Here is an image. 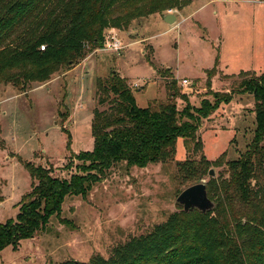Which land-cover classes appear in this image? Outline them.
I'll list each match as a JSON object with an SVG mask.
<instances>
[{"label":"rangeland","instance_id":"rangeland-1","mask_svg":"<svg viewBox=\"0 0 264 264\" xmlns=\"http://www.w3.org/2000/svg\"><path fill=\"white\" fill-rule=\"evenodd\" d=\"M181 5L137 16L126 29L115 28L122 44L118 53L86 49L70 69H59L24 90L0 83V223L15 218L21 198L31 190L25 163L49 167L57 178L76 172L81 164L76 154L92 148L93 111L108 108L98 102L96 81L112 70L126 79L138 107L167 97L169 74L194 108L203 101L214 103L215 92L232 96L196 121L200 148L189 142L187 149L178 138L170 155L145 167L114 164L85 196H65L60 213L32 238L22 239L16 249H2L0 264L107 257L113 245L146 233L172 212H183L176 202L180 191L206 183L209 175L190 181L182 166L203 153L221 163L209 168L214 177L227 176L224 162L247 150L255 127L254 100L239 82L264 75V0H188ZM167 12L176 16L171 23L162 18ZM185 104L176 99L177 109Z\"/></svg>","mask_w":264,"mask_h":264},{"label":"trees","instance_id":"trees-1","mask_svg":"<svg viewBox=\"0 0 264 264\" xmlns=\"http://www.w3.org/2000/svg\"><path fill=\"white\" fill-rule=\"evenodd\" d=\"M186 1L0 0V83L24 90L33 82H45L59 69L77 64L86 49L101 47L106 29H126L137 16L181 7ZM168 77L167 97L149 101L146 107L136 105L117 71L97 79L98 102L108 108L93 111L92 148L76 154L81 164L68 178L52 176L49 167L25 163L32 187L21 198L15 218L0 223V251L8 245L16 249L22 239L32 238L51 215L60 213L65 196H85L114 164L145 167L170 155L178 138L187 149L189 142L194 149L201 147L196 121L218 103H228L231 92H215L214 103L203 101L194 108L176 79ZM239 86L254 100L253 138L238 159L224 162L227 176L206 181L215 204L212 210L172 212L146 233L113 245L107 257L94 254L87 261L58 264H264V75L243 79ZM177 98L186 103L181 110ZM220 165L201 153L197 162L180 169L192 181Z\"/></svg>","mask_w":264,"mask_h":264},{"label":"water","instance_id":"water-1","mask_svg":"<svg viewBox=\"0 0 264 264\" xmlns=\"http://www.w3.org/2000/svg\"><path fill=\"white\" fill-rule=\"evenodd\" d=\"M165 22L171 23L176 19L175 14L167 12L162 16ZM209 177H214L213 169L208 171ZM176 202L182 206L184 211L197 209L201 212H207L215 207L213 200L208 197L206 184L203 181L191 184L180 191L176 197Z\"/></svg>","mask_w":264,"mask_h":264},{"label":"built area","instance_id":"built-area-1","mask_svg":"<svg viewBox=\"0 0 264 264\" xmlns=\"http://www.w3.org/2000/svg\"><path fill=\"white\" fill-rule=\"evenodd\" d=\"M121 48H122V44L118 38L116 29L115 28L106 29V33L104 34V41L101 46V50L112 52V53L114 52L118 53ZM181 83L184 85L187 83V80L182 79Z\"/></svg>","mask_w":264,"mask_h":264}]
</instances>
